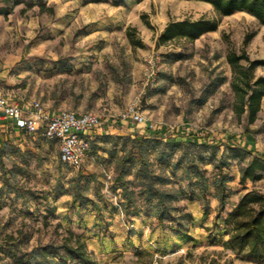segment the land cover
I'll list each match as a JSON object with an SVG mask.
<instances>
[{
	"label": "rangeland",
	"instance_id": "374dc122",
	"mask_svg": "<svg viewBox=\"0 0 264 264\" xmlns=\"http://www.w3.org/2000/svg\"><path fill=\"white\" fill-rule=\"evenodd\" d=\"M24 1L0 21V56L33 53L27 95L51 112H96L104 130L94 133L81 169L61 162L58 142L40 135L30 138L34 151L0 150V264H15L16 242L21 256L69 231L87 242L100 264H264L224 247L225 218L241 194L264 192V180L240 183L242 168L255 156L248 151L264 153V112L251 127L246 116L238 119L228 55L244 50L249 37L250 57L264 59V25L247 12L220 17L198 1L44 0L52 13L41 10V0ZM200 18L219 21L218 29L195 42L157 44L170 21ZM256 73L264 76V67ZM131 105L152 131L121 119ZM193 134L226 144L194 145ZM188 163L206 176L207 200L205 184L188 181ZM145 170L170 178L169 190L194 191L193 201L175 204L192 215L187 235L176 236L173 215L158 223L156 202H145L139 192ZM125 185L135 192L129 217Z\"/></svg>",
	"mask_w": 264,
	"mask_h": 264
},
{
	"label": "trees",
	"instance_id": "16d2710c",
	"mask_svg": "<svg viewBox=\"0 0 264 264\" xmlns=\"http://www.w3.org/2000/svg\"><path fill=\"white\" fill-rule=\"evenodd\" d=\"M122 0L116 1L119 4ZM198 1L211 5L220 17L232 16L237 12H247L254 16L260 24L264 25V0H186ZM20 0H14L7 4L5 8H0V14L9 16L15 6L20 5ZM42 11L52 13V8H47L45 4H40ZM219 27V21L209 18H200L198 20H175L170 21L160 34L157 44L167 45L169 43L185 40L195 42L209 32H214ZM133 34H130V37ZM135 45L139 41L132 39ZM249 43V37L244 43V50L240 53L232 51L228 55V62L232 67L231 88L235 96L234 111L238 119L246 116L249 127L255 125L259 118L264 104V76L257 75V70L264 67V59H252L245 47ZM147 129L148 123L143 124ZM264 131V119H263ZM250 131V129H248ZM191 143L194 145L209 146V137L193 134ZM215 142V141H213ZM175 143H178L175 141ZM224 140L218 141V144L211 143L210 146L218 148L225 145ZM250 154L255 155L253 159L242 168L240 183L245 186L248 181L257 183L264 180V153L258 150H249ZM188 181L196 185H202V197L207 200L208 185L206 176L200 171H193L198 168L197 165L187 164ZM220 171L223 167H218ZM143 177L140 179L141 191L145 202L155 201L153 214L158 219L160 225L164 224L167 216L173 215L176 222V236L187 235L189 227L185 221L192 220L191 213L185 211V208L178 209L175 204L183 201H193L196 198L192 190L186 195L184 190H169L167 186L172 185V180L155 175L151 171H143ZM123 200H125L124 213L126 217L131 215L130 204L135 203V192L128 191L125 185ZM191 186V185H190ZM220 190L219 197L221 208L225 206L226 181L223 175L217 183ZM246 188V187H245ZM55 207H52L54 212ZM140 215V210L133 213ZM225 224L230 228L228 239L224 243L226 250L235 254H244L253 260H264V192L256 188L248 190L241 194L238 202L232 207L225 218ZM20 242L14 243L15 264H100L95 258L93 252L89 249L87 242L72 231L61 237L59 241L33 247L30 252L18 256ZM30 255L29 259H26Z\"/></svg>",
	"mask_w": 264,
	"mask_h": 264
},
{
	"label": "built area",
	"instance_id": "2783aa9c",
	"mask_svg": "<svg viewBox=\"0 0 264 264\" xmlns=\"http://www.w3.org/2000/svg\"><path fill=\"white\" fill-rule=\"evenodd\" d=\"M154 76L155 69L152 67L149 78ZM0 114L7 118L20 119L22 128L30 135L38 134L48 140L57 141L61 162L74 169H81L87 164L93 135L103 124L101 116L96 112H51L40 101L32 102L29 109H25L21 103L6 95L0 96ZM121 119L139 125L148 123L137 105L129 106ZM147 127V130H153L152 124L148 123Z\"/></svg>",
	"mask_w": 264,
	"mask_h": 264
},
{
	"label": "crops",
	"instance_id": "0c3cea01",
	"mask_svg": "<svg viewBox=\"0 0 264 264\" xmlns=\"http://www.w3.org/2000/svg\"><path fill=\"white\" fill-rule=\"evenodd\" d=\"M12 1L14 0H0V8H5L6 5L12 3ZM20 2V6L25 4L24 0H20ZM41 3L45 4L46 2L41 0L39 4ZM5 17L8 16L0 14V21ZM31 55H33V53H30L26 49L25 51L23 50L17 57H10L7 53H3L2 56H0V96L6 95L14 101H18L25 109H29L32 102L39 101L36 100L35 97H32L31 95L29 97L27 95V89L25 88L24 83L27 77L30 75L26 69L27 67L29 69L34 61V58L28 60ZM44 108L48 110L45 106ZM263 112L264 104L261 113ZM102 130H104V128H99L96 131L101 132ZM35 136H38V134L30 135L22 128L20 119L7 118L0 114V150H5L8 148V150L11 152H25L26 150L29 151V149L34 151L35 148L32 147L33 142L30 141V138ZM95 136L96 135L94 134L93 138H95ZM252 142L253 140L248 138L246 144H252Z\"/></svg>",
	"mask_w": 264,
	"mask_h": 264
}]
</instances>
